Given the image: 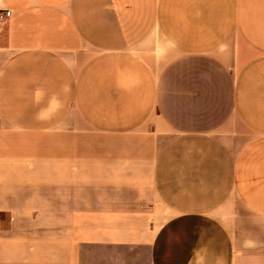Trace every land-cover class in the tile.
<instances>
[{"label": "crops", "instance_id": "0c3cea01", "mask_svg": "<svg viewBox=\"0 0 264 264\" xmlns=\"http://www.w3.org/2000/svg\"><path fill=\"white\" fill-rule=\"evenodd\" d=\"M0 264H264V0H0Z\"/></svg>", "mask_w": 264, "mask_h": 264}, {"label": "built area", "instance_id": "2783aa9c", "mask_svg": "<svg viewBox=\"0 0 264 264\" xmlns=\"http://www.w3.org/2000/svg\"><path fill=\"white\" fill-rule=\"evenodd\" d=\"M10 14H11V10H7L5 13L0 12V16H3V15H10ZM0 219H1V216H0Z\"/></svg>", "mask_w": 264, "mask_h": 264}]
</instances>
